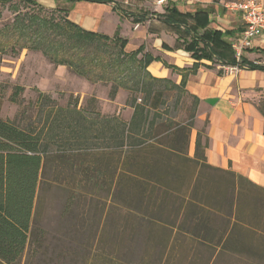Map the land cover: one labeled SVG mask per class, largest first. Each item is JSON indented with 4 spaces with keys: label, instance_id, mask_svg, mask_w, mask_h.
I'll use <instances>...</instances> for the list:
<instances>
[{
    "label": "trees",
    "instance_id": "obj_1",
    "mask_svg": "<svg viewBox=\"0 0 264 264\" xmlns=\"http://www.w3.org/2000/svg\"><path fill=\"white\" fill-rule=\"evenodd\" d=\"M11 1L0 0V4ZM16 1L40 6L37 0ZM59 10L57 6L53 9ZM145 14L141 12L133 21H143ZM160 16L166 24L182 25L195 34L187 45L192 58L210 59L215 53L208 46V32L197 36L195 27L177 12L174 3H166ZM38 25L42 26L39 34L44 37L39 48L52 62L68 65L92 81H112L110 100L119 88L127 89L131 114L127 121L118 114L103 115L95 109V97L91 98L93 104L84 108L76 103L59 106L49 94L41 92L33 104L34 116L22 111L12 120L0 117V264H18L24 255L25 264L34 263L45 239L34 218L38 194L54 187L66 191V214L78 195L73 192L74 186L98 191L105 188L108 196L120 198L130 211L135 203V213L142 224L165 232L175 230L176 235L211 251L209 260L227 256L248 264H264V187L232 170L207 163L204 151L209 142L204 126L196 133L193 155L188 154L198 100L185 90L187 74L183 73L179 83L153 77L146 71L152 58H138L140 49L127 52L126 39L118 32L112 36L91 32L68 18L60 24L46 14H16L11 25L0 28V42H9L14 36L11 33L24 35L26 30H32L29 39L35 42ZM53 27L62 35L69 30L70 44L76 48L70 58L62 47L53 50L49 46L53 40L47 30L53 32ZM47 48L52 52H47ZM118 53L122 56L118 74L109 72L112 67L106 71L111 61H117L114 56ZM102 54H107L108 59L103 60ZM123 58L129 62L123 63ZM231 64L262 69L243 58L237 62L235 56ZM20 90V86L14 87L12 101ZM168 90H176L180 98L186 96L189 100L187 119L177 121L170 115L169 107L164 106ZM258 108L264 115V101ZM65 170L81 176L76 182L73 180L71 189L66 178L61 181L53 176ZM166 211L168 217L162 215ZM163 216L169 221L162 220Z\"/></svg>",
    "mask_w": 264,
    "mask_h": 264
},
{
    "label": "rangeland",
    "instance_id": "obj_2",
    "mask_svg": "<svg viewBox=\"0 0 264 264\" xmlns=\"http://www.w3.org/2000/svg\"><path fill=\"white\" fill-rule=\"evenodd\" d=\"M71 2L56 0L55 6L51 7L48 6V4L52 5L50 0H37L40 8L16 0L11 1L10 4H0V28L7 24L11 25L16 14H25V12L46 14L55 22L63 24L64 18H68ZM114 2L127 12L139 10L150 13L157 5L154 0H114ZM56 6L61 10L53 11ZM37 28L38 35L33 38L35 42L29 39L32 30H26L24 35L11 33L14 36L9 42H0V117L12 120L22 111L34 116L36 110L33 104L38 94L45 92L49 94L55 105L64 107L76 103L79 108H84L92 105L91 98L95 97L97 111L109 116L118 114L127 121L131 113V108L127 104L128 90L119 88L116 96L110 100L108 94L112 81L107 79L92 81L85 75L77 74L68 65L52 62L45 51L39 48L44 37L39 34V30L43 29L42 26L38 25ZM51 31L47 30L50 40H53L49 46L53 50L62 47L66 57L70 58L69 55L75 53L76 48L70 44L72 39L68 37L69 30L66 35L58 34L54 27L53 32ZM48 50L51 51L50 48H47V52ZM48 54L51 55L50 52ZM102 55L103 60L108 59L107 54ZM114 57L117 61L115 63L111 61L110 65L106 66V71L112 67L109 72L118 74L119 59H122V56L118 53ZM123 61V63L129 62L127 58ZM94 71H99V68ZM16 85L20 86L21 90L12 101L11 97ZM164 101H166L164 106L169 107L170 115L177 121L188 118L191 109L186 96L180 98L179 92L168 90L164 95ZM193 152L194 145L190 143L189 156H192ZM90 156L87 157L91 158ZM118 171L119 164L116 169V172ZM53 176L56 180L69 181L70 189L73 180L76 179V182L81 177L67 170L55 173ZM206 182L208 184L207 179ZM104 189L98 191L74 186L73 192L78 195L71 210L66 214L63 213L66 191L54 187L38 194L34 218L43 229L45 239L41 253L33 260V264H248L227 256L209 260L211 251L197 246L189 238L176 235L175 230L165 232L163 229H157L156 226L142 224L140 216L135 213L137 212L135 203L133 210L130 211L131 209L121 202L120 198L117 197L116 200L111 198ZM162 215L169 216L167 211ZM162 220L169 221L166 217ZM25 261L24 255L19 259L18 264H25Z\"/></svg>",
    "mask_w": 264,
    "mask_h": 264
},
{
    "label": "crops",
    "instance_id": "obj_3",
    "mask_svg": "<svg viewBox=\"0 0 264 264\" xmlns=\"http://www.w3.org/2000/svg\"><path fill=\"white\" fill-rule=\"evenodd\" d=\"M50 1L52 5L48 6H55L56 0ZM227 3L222 0L174 3L177 12L195 27L197 36L208 32V46L215 50L210 59L192 58L187 45L195 34L182 25L166 24L160 16L166 5H155L143 21L134 22L142 11L127 12L114 0H79L69 4L68 19L91 32L108 36L118 32L126 39L127 52L140 49L138 58L142 55L152 58L146 71L153 77L179 83L186 73L185 90L198 100L190 143L195 148L196 133L204 126L209 142L204 151L207 163L232 170L264 187V115L258 108L264 101V36L255 37L253 47L241 55L262 69L243 67L237 73L225 70V66L234 65L231 45L244 29L240 12L227 7Z\"/></svg>",
    "mask_w": 264,
    "mask_h": 264
},
{
    "label": "built area",
    "instance_id": "obj_4",
    "mask_svg": "<svg viewBox=\"0 0 264 264\" xmlns=\"http://www.w3.org/2000/svg\"><path fill=\"white\" fill-rule=\"evenodd\" d=\"M157 5H166L168 2L176 3L184 0H154ZM227 7L238 10L243 21V30L233 41L231 47L234 51L236 61L241 59L242 52L251 49L254 45V38L264 36V4L261 0H237L228 2ZM238 65H227L225 70L237 73Z\"/></svg>",
    "mask_w": 264,
    "mask_h": 264
}]
</instances>
